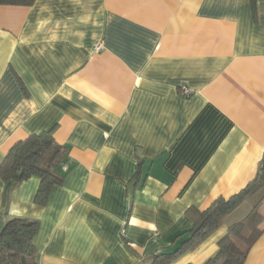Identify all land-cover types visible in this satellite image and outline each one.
<instances>
[{
	"label": "crops",
	"instance_id": "1",
	"mask_svg": "<svg viewBox=\"0 0 264 264\" xmlns=\"http://www.w3.org/2000/svg\"><path fill=\"white\" fill-rule=\"evenodd\" d=\"M50 130L63 182L39 207V177L0 178V233L38 221L39 264H151L181 247L200 213L259 175L264 0L0 5V165ZM254 204L171 264H205ZM245 264H264V232Z\"/></svg>",
	"mask_w": 264,
	"mask_h": 264
},
{
	"label": "trees",
	"instance_id": "2",
	"mask_svg": "<svg viewBox=\"0 0 264 264\" xmlns=\"http://www.w3.org/2000/svg\"><path fill=\"white\" fill-rule=\"evenodd\" d=\"M34 1L0 0V5H31ZM65 159L63 148L55 142L51 130L34 134L11 149L0 165V178L5 184L17 186L34 176L39 177L41 184L34 202L44 207L53 187L63 182L61 167ZM247 200L255 203L251 213L229 227L227 235L219 241L217 254L205 263L245 264L253 245L264 232V214L260 209L264 204V158L255 180L230 199H217L200 213L190 232L177 237L190 234L181 247L156 254L151 264H171L183 253L196 249L222 225L225 217ZM38 232V221L10 219L0 233V264H39L35 245Z\"/></svg>",
	"mask_w": 264,
	"mask_h": 264
},
{
	"label": "built area",
	"instance_id": "3",
	"mask_svg": "<svg viewBox=\"0 0 264 264\" xmlns=\"http://www.w3.org/2000/svg\"><path fill=\"white\" fill-rule=\"evenodd\" d=\"M101 47H102L101 45H97V46H95L94 49H95V51H99L101 49ZM183 90H184V94L185 95H190L191 94V91L188 88L184 87ZM63 170L66 171L67 170V166H63Z\"/></svg>",
	"mask_w": 264,
	"mask_h": 264
}]
</instances>
